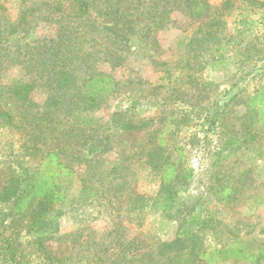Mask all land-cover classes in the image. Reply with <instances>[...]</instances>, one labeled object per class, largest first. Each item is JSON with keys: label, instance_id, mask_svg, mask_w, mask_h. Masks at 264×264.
<instances>
[{"label": "rangeland", "instance_id": "374dc122", "mask_svg": "<svg viewBox=\"0 0 264 264\" xmlns=\"http://www.w3.org/2000/svg\"><path fill=\"white\" fill-rule=\"evenodd\" d=\"M85 1L88 13L77 18L72 0H0V91L29 88V100L0 101L21 127H0V187L14 172L41 170L42 153L26 156V147L59 151L73 172L60 180L62 215L52 222L50 214L41 232L34 207L20 217L0 203V264H45L25 259L39 236L70 264H87L93 240L112 242L111 261L124 252L126 264H154L149 255L170 264L158 252L177 238L181 259L172 264H203L204 253L231 244L247 256L218 264H264L251 259L264 247V122L251 109L264 86V0H204L199 17L171 0ZM91 71L111 77L114 90L82 113L64 95ZM62 72L73 88L60 86ZM127 123L147 125L128 131ZM153 141L179 175L171 209L147 161ZM84 185L97 195H81ZM129 196L145 209L129 214Z\"/></svg>", "mask_w": 264, "mask_h": 264}, {"label": "trees", "instance_id": "16d2710c", "mask_svg": "<svg viewBox=\"0 0 264 264\" xmlns=\"http://www.w3.org/2000/svg\"><path fill=\"white\" fill-rule=\"evenodd\" d=\"M72 1L75 7H77V13L75 14L77 18H80L83 16V14L88 13V2L86 3L85 0ZM170 2L172 6H174V9L180 8L182 10H186L187 12L191 11V16L193 17H199L200 14H203L206 8L204 11L201 10V8L207 6V3H205L204 0H171ZM165 9L166 4L164 5L162 12L159 13V16H162V14L166 13ZM0 10L3 11L4 7L0 6ZM58 10L61 11L60 5L58 6ZM26 19L27 16L24 12L18 26L21 27L22 23L26 21ZM220 25V20L213 21V26L211 25V28H214L215 26L220 27ZM16 32V28H12L9 31V35H14ZM194 41V43H200L202 47H204V44L206 43L204 41L200 42V40H197L196 38ZM82 63H84V61H82ZM66 70L72 74L70 68ZM67 72L61 73V77L59 78V80H61L60 86L62 88H73L72 85L75 84V81L71 79L72 77H68L66 75ZM70 81L73 83L69 84ZM2 89H4V87H2ZM76 89V93H72L71 96L64 95V98L67 101H74L77 111L83 113L88 110H93L94 107L98 105L97 101L99 98H101V96L108 95L114 90V81L111 77L105 76L103 73H94L91 71L88 73V75H85V77L82 79L81 85H78ZM18 99H23L24 101L29 100L28 87H18L15 88V91H0V101L4 102L5 104L7 102H13L15 100L17 101ZM81 104L83 105L82 107ZM251 109H256L260 116V122H264V86L252 97ZM144 125L147 124L142 123L132 125L127 123L121 126L122 129L131 131L141 128ZM0 127L10 131L21 130V127L15 122L14 116L6 106L0 108ZM152 143L154 148L149 152L147 161L154 170L160 172L162 175L163 190L160 191L158 198L163 197L165 207L167 209H171L173 208L176 201V195L169 185L174 181H177L179 175L174 164L169 163L167 160L161 161L159 157L155 156L159 150L162 149L161 143H157V141H153ZM30 149L31 148L29 147L25 148L26 156H37V153H42L43 163L41 170L32 174L28 173V171H25L23 174L14 172L12 175L6 178L5 182L0 187V203L14 205L16 215H19L20 217H25V214L34 207V209H31L32 226H39L40 229H38V232H41L43 228L47 226L46 220L50 214L53 215V217L50 218V221L52 222H55L59 216L62 215V207L68 202V188L65 187L63 183H60V180L64 177L72 176L73 172L70 169V165L60 161L59 151L50 150L43 152L42 149H35L34 151H30ZM111 173L115 172L112 170ZM81 193V195L91 198L97 195L98 191L93 188V186L90 187L84 185L81 188ZM226 193H231V189H228ZM128 198L130 199V209L128 208L129 214H133L137 211L141 212L145 209V205L141 197L134 198L129 196ZM113 234V231L108 232L107 238L113 236ZM122 237L123 234H119V232L116 231L113 240L118 243L121 241ZM43 238L44 237L39 236V239L30 244L31 252L26 254L25 259L31 258V260H40L41 263L45 264H70L73 262L72 256H59L51 251H48L44 244ZM179 241L180 239L177 238L172 243L162 245L163 247L161 248L160 252H158L159 256L161 257L159 261L164 259L165 262H169L170 264L173 262L177 263V260L180 262L181 253L176 248V245L179 243ZM110 244H112L111 241L109 243H106V241L102 243H97L95 240L89 241L87 247L90 248L92 245L94 248L87 256L84 255V258L87 259V264H126L124 252H121L116 261H111V258L107 254L108 251L105 250ZM8 247L11 248V245ZM113 256L114 255H112V257ZM246 256L247 251L244 247L231 244L222 247L221 249L212 250L208 252V254L204 253L202 258H204L206 261H204L203 264H218L220 261H228L231 259L239 260L245 258ZM251 259H256L258 261L263 260L264 247H261L260 251L253 254ZM149 260L151 263L160 264L155 263L153 255H149ZM109 261L111 262L109 263ZM187 262H190V260L185 259V263Z\"/></svg>", "mask_w": 264, "mask_h": 264}]
</instances>
